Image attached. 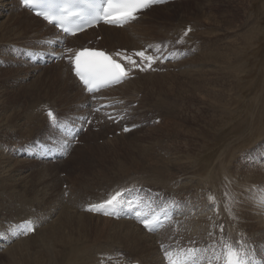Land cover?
<instances>
[{
  "label": "rangeland",
  "instance_id": "1",
  "mask_svg": "<svg viewBox=\"0 0 264 264\" xmlns=\"http://www.w3.org/2000/svg\"><path fill=\"white\" fill-rule=\"evenodd\" d=\"M153 10L156 11H150L140 20L141 24L138 20L132 24V27H135L139 23L144 29L150 27L146 26L147 24H151L152 33L149 30L144 31L140 39L153 40L152 43H156L169 37V33L177 28L174 26L180 27L183 23L180 31L187 32L189 41L196 44L200 40V43H205L207 51H230L232 60L235 57L234 68L231 65L227 69L215 60L205 59L200 54L203 47L197 45V53L200 55L195 53L179 62L177 67L184 66L179 72L147 73L142 78H150L136 82L129 96L127 95L130 103L140 102V105L134 108L135 115L145 117L148 121L160 115L156 108L161 106L156 103H161L165 97H176L173 105L162 107L164 114L160 116L162 121L159 125L142 128L133 135L134 132L123 135L126 136L125 139L114 143L107 141L103 144L100 139L101 147L87 143L86 148L78 147L66 160L72 161L70 165L73 164L75 177L87 176L103 183L114 180L120 185L134 180L130 178L133 173L145 174L144 176L148 177L150 171L163 169L166 173L164 180L156 186L160 185L162 188L175 190L181 196L200 200V193L203 192L202 176L215 165L216 156L222 147L238 138L242 127L248 123L264 124V0H182L155 6ZM195 17H199L198 22L193 21ZM6 18L8 16L3 18V22L0 20V41L19 42L12 38L18 35L16 32L19 29L8 28V23L4 22L7 21ZM26 21L32 22L30 18ZM171 27L173 28L170 29ZM22 32L25 30L22 29L19 33ZM104 43L111 44V48L115 49L130 44V41L122 38V34L115 30ZM28 71L22 75V69L17 71L0 68V123L4 124L2 122H6V119L21 116L12 130L6 128L0 131V211L2 217H5L0 219V227L4 225L5 220L22 212V207L19 208L15 204L20 202L19 196H24L25 202L33 203L42 211L58 202L55 192H58L56 184L60 181L59 177L54 180L55 177L48 171H40L38 167L33 169L32 167L36 166L29 161L15 159L1 147L2 142H9L14 136L23 138L17 131L21 126L31 131L27 140L34 139L37 129L45 126L43 114L37 115L33 108L42 103H35L37 100L47 98L45 100L51 102L54 107L61 108L70 102V99L58 90L61 72L54 73L52 81L35 79L27 83H20L19 80L17 82V79L27 77ZM33 76L34 74L29 75L30 78ZM68 77L78 89L75 79L69 74ZM12 83L21 88L22 95L18 94L19 89H14ZM111 93L112 91L108 94L112 95ZM47 94L53 98L45 97ZM72 94L77 96L73 92ZM22 97L32 100L24 106ZM5 109L9 112H5ZM152 113L159 114L148 118ZM229 117H233L239 127L224 133L221 127ZM174 121L178 124H174ZM168 128L170 133L166 131ZM96 136L102 135L90 132L83 138ZM159 137L160 141L163 138L164 141L160 142ZM263 141L264 135L259 139V142ZM201 147H204V154L200 162ZM87 149L89 150L86 151ZM243 153L237 155L242 156ZM157 154L164 156L167 162L161 163L162 159L158 163L154 158ZM244 154L254 159L252 152L247 151ZM124 165L129 167L128 172L123 171ZM178 172L184 174L179 181L175 177ZM107 177L110 179H106ZM220 183L222 181H218L217 186ZM80 202L74 203L76 208ZM10 214L12 215L9 216ZM53 214L51 221L63 220L62 212ZM49 248H55L57 254L60 242L50 235L45 226L40 237L14 243L2 252L0 264H47L46 252Z\"/></svg>",
  "mask_w": 264,
  "mask_h": 264
},
{
  "label": "bare ground",
  "instance_id": "2",
  "mask_svg": "<svg viewBox=\"0 0 264 264\" xmlns=\"http://www.w3.org/2000/svg\"><path fill=\"white\" fill-rule=\"evenodd\" d=\"M10 4H11V0H0V20L3 22V18L7 16L9 12L10 14L8 15V18L5 19L7 21L4 22L8 23V28L19 29V31H17L16 33L20 32L22 29L25 30V32L19 33V35L18 36L16 35L15 37L17 41H21L24 38H26L24 36L30 33L31 28H32V32L36 30L35 19L33 17H29L32 20V22L30 23L26 21L25 16L27 15L25 14V11H23L24 14L21 15V13L14 10ZM193 21L198 22L199 17L193 18ZM138 25L139 23L135 27L129 25L124 29L104 27L103 28L105 32L104 40H106L108 36L113 35L114 31L117 30L120 32V34H122V38L128 39V41H130V44L133 43L130 46L131 48H139L141 47L142 43L147 44L146 42L152 43L153 40L143 41L145 39H140L143 36L144 31H148V30L151 31L150 29L151 26L146 27V29H144L143 27H141V25L139 26ZM128 37L131 38L129 39ZM209 42L211 46V40H209ZM196 44L198 46L203 47V49L200 51V54L205 59L215 60L221 63V65L227 69H229L231 65L234 68L235 57L232 60V53L230 51H216V52L207 51L206 49L207 47H205V43L203 42L200 43V40ZM122 47H126V46H122ZM213 67L216 69L219 68V66H213ZM63 75L68 76V72L65 69L61 71L59 75L60 81L58 82L61 83V85H63L64 82L66 83V80H70L67 78L64 80ZM146 78L148 79L150 77L146 76L145 78L139 80L133 79L129 82H126L120 87L111 90L112 91L111 94L121 95L124 98H126L127 95L129 96L130 91L133 90L132 86H135L136 82L137 83L141 82V80ZM71 84L74 85L75 90H77V96H73L72 91H67L65 87L61 86L60 84L58 86V90L63 95H66V97L69 98L70 100L71 97H73L74 101L82 102V97H83L82 91H80L79 88L78 89L76 88L73 80ZM262 90L264 93V89ZM175 101H176V97L169 96L162 99L161 103H156L157 106H161L156 108L160 112V115H157V117H160L164 114V109L162 107L173 105ZM5 112L8 113L9 110L5 109ZM20 118L21 116L15 117L14 119H6L7 120L6 122H2L4 124L0 123V131L5 130L6 128H10L12 130L14 128L15 122L18 121ZM43 123L45 122L43 121ZM174 124H178V122L174 121ZM238 127L239 125L235 122L234 118L229 117L222 124L221 130L224 133H227ZM263 127H264L263 123H261L260 125H254L253 123H248L247 125L243 126L240 136L235 140H233L231 143L222 147V150L216 156L215 165L211 167L205 173V175L202 176L201 186L203 188V192L200 193V200H193L189 198L198 206L197 210L193 213V216L187 220L188 228H191V230H195L196 228H199V230H195V233L202 234L203 226L208 224V222L213 217L212 213L201 214V212L205 210V204L208 201L212 200L209 199V197H214L215 194L217 193L218 181L229 183L230 187L233 189V192L237 193L236 194L237 196H239L240 192L244 190L245 185L247 183L264 181V173L259 169H255L248 165V162L250 160H253V157H251L250 155H246L243 157V159L239 161L241 156L237 155L238 153L247 151L249 147L253 148L256 146V144L260 143L259 139H261V137L264 135ZM37 130L39 131L40 129ZM17 131L21 135V137H24L26 140L28 139L27 137L28 133L29 134L31 133V131L28 130L25 126L19 127ZM166 131L168 133L171 132L170 128H168ZM160 137L158 138L159 141L161 140ZM163 139L160 142H163L164 141ZM117 153L118 152H116V154ZM0 154H2V152H0ZM203 154H204V147H201L200 162L202 161L201 157ZM157 155H154V158L157 160L158 163H160L162 159L163 161L161 163L165 164L167 162L166 160H164L166 159L164 156H161V154H159L160 156ZM10 164H12V162ZM260 166L261 168H264V165H260ZM128 168L129 167L126 165L122 167L124 172H128L129 171ZM157 170L154 172L150 171L147 177L154 185L161 183L164 180L166 174L163 171V169H160V171H163V173ZM183 175H184L183 173H179V172L176 173L175 177L177 181H179L183 177ZM79 179H80V184L77 183ZM106 179H110V178L107 177ZM75 184L76 187L75 186L73 188L70 187V196L68 200H65L64 198L60 197L58 198V202H56L53 206L49 207L48 209L44 208L45 210H43L48 213H51L53 210H55L54 213L60 211L64 214L62 215L63 220L61 219L57 221L56 219H54L53 221H51L52 219L51 218L45 225L39 228V230L36 232V235L28 237L24 240L15 243L17 244L22 241L27 242L31 239L40 237L43 228L47 226L50 235L53 236L58 242H60V248H57L58 250L57 254L55 248H49L47 250L46 252L47 264H94L96 262V256H95L96 250L100 246H106V245L107 247H110L109 245H112L115 247L123 248L125 251L128 252V254L131 257H133L134 261H140L143 264H152L153 261L157 260V251L155 249V243L153 241V237L140 231V229L136 227L134 223L130 221H114L99 216H95L89 213L81 212L77 210L78 208H76V206L74 205L75 202L82 201L86 199L88 196L94 197V195L95 196L100 195L103 192L101 191L103 189H107V188L112 189L115 186H120V183H117L114 180L112 181L110 180L106 183H103V182H99V180H94L92 178L89 179L87 178V176H85L80 178L75 177ZM207 193H208V197L205 198V195ZM22 197L19 196L20 202L15 203L19 208L22 207V211L27 206H34L33 203L29 204L31 202H25L24 196ZM54 200L55 199H53V201ZM240 200H242V203L239 204V207L237 208L236 211L241 216V220H242L240 222L241 228L245 229L250 235L254 237H260L261 235L264 234V229L259 216L255 213L254 209L251 207L250 203L246 199L240 196ZM12 214H10L9 216H11ZM53 215L54 214H52V216ZM13 216H11L10 218H12ZM3 218L5 217H2V212L0 211V219ZM134 252L136 253L134 254Z\"/></svg>",
  "mask_w": 264,
  "mask_h": 264
},
{
  "label": "snow or ice",
  "instance_id": "3",
  "mask_svg": "<svg viewBox=\"0 0 264 264\" xmlns=\"http://www.w3.org/2000/svg\"><path fill=\"white\" fill-rule=\"evenodd\" d=\"M164 0H22L24 6L30 9H39L37 15L42 16L49 23L58 24L66 33L74 35L76 31H81L80 25L75 30L66 26V23L78 18L84 26L98 23L103 20L105 23L123 26L124 24L135 20L137 13L152 4L163 3ZM78 8V11H73ZM190 31V29H189ZM187 35V32L185 33ZM71 51V50H69ZM117 55H120L117 53ZM145 63V67L150 68L158 59L157 56L147 54L146 50L134 53ZM133 67H140L136 60L130 56H124ZM73 65L75 76L85 86L90 93L99 91L101 88L109 87L122 82L128 78L130 69L112 56L105 54L103 51L83 49L69 57ZM141 70H145L141 68ZM47 116L53 124L58 123V118L51 109L47 111ZM125 131H128L125 128ZM128 189H121L111 194L107 199L99 204H90L87 206L88 211L103 212L105 215L116 214L122 207H132L130 201L125 199V192ZM214 199V197H209ZM137 208L141 203L137 202ZM137 218L150 231L156 230L159 226V217L149 215L141 211L136 212ZM17 230H22L23 234L34 231L31 221L22 222L16 226ZM223 232V227L221 226ZM163 247V245H162ZM207 251L199 248L181 249L179 252L165 251V257L169 264H204L199 253ZM206 264H256L254 259H250L248 249L243 241L230 242L224 240L219 254L207 258ZM264 264V262H261Z\"/></svg>",
  "mask_w": 264,
  "mask_h": 264
}]
</instances>
